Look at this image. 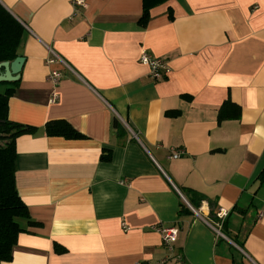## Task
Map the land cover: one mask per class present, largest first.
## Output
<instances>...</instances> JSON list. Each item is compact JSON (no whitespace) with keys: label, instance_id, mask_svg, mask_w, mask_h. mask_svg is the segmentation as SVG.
I'll return each mask as SVG.
<instances>
[{"label":"crops","instance_id":"1","mask_svg":"<svg viewBox=\"0 0 264 264\" xmlns=\"http://www.w3.org/2000/svg\"><path fill=\"white\" fill-rule=\"evenodd\" d=\"M70 1L0 0L24 28L8 119L33 129L15 140L31 223L1 264H264V0H169L144 27L141 0ZM56 120L84 138L46 135ZM158 226L178 229L172 251Z\"/></svg>","mask_w":264,"mask_h":264},{"label":"trees","instance_id":"2","mask_svg":"<svg viewBox=\"0 0 264 264\" xmlns=\"http://www.w3.org/2000/svg\"><path fill=\"white\" fill-rule=\"evenodd\" d=\"M142 14L138 20L140 26H146L150 19V11L169 0H141ZM24 28L20 22L0 4V62L13 61L18 56V49L21 44ZM12 82H0V264L10 261L12 258V248L16 243L18 235L24 231L20 226L19 219H27L31 223L28 211L18 195L15 186L16 171V150L15 140L19 135L33 130L30 127L12 122L8 119V99L14 92ZM225 109L234 107L237 116L239 108L232 102L227 101ZM223 116L220 115V118ZM226 114L224 118H227ZM112 128L115 131L121 129V125L114 117ZM48 136L63 137L66 139H83L84 135L76 131L68 122L64 120L50 121L44 127ZM102 160L108 161L110 153L102 155ZM260 179L264 180V172L260 174ZM189 204L197 209L199 204L205 200L200 193L186 189L184 191ZM192 211L183 202L180 203L178 214L181 216ZM214 220L218 219L214 216ZM226 218L222 222V228Z\"/></svg>","mask_w":264,"mask_h":264},{"label":"built area","instance_id":"3","mask_svg":"<svg viewBox=\"0 0 264 264\" xmlns=\"http://www.w3.org/2000/svg\"><path fill=\"white\" fill-rule=\"evenodd\" d=\"M71 5L73 7L74 14L79 11L80 9H83L86 7L85 0H71ZM47 64L52 65L56 62H61L64 64L63 60L57 56L56 54L52 53V56L47 59ZM139 62L149 68V74L150 77L154 81L161 80L167 70V64L165 61H163L161 58L153 57L150 54H148L146 51H142L139 56ZM48 81L50 82L53 89H56L61 81V74L57 70H51ZM57 100V95L55 92L52 94L50 101L55 102ZM182 155H184L183 149H176L171 148L169 151L168 158L169 159H178ZM195 212V211H194ZM227 213L224 211H219L216 214V217L218 221L214 224H210V226L213 228V230L221 236V227L222 222L226 218ZM127 229V227H125ZM155 230L160 234L162 243L169 251H172L173 244L175 243L177 239V233L178 229L176 227H165V226H158L155 228Z\"/></svg>","mask_w":264,"mask_h":264},{"label":"water","instance_id":"4","mask_svg":"<svg viewBox=\"0 0 264 264\" xmlns=\"http://www.w3.org/2000/svg\"><path fill=\"white\" fill-rule=\"evenodd\" d=\"M24 58L17 56L13 61L0 62V82H15L18 80ZM190 207V205L185 201Z\"/></svg>","mask_w":264,"mask_h":264}]
</instances>
